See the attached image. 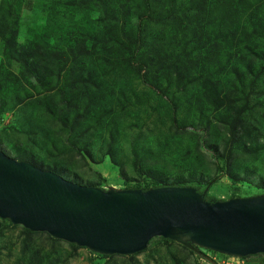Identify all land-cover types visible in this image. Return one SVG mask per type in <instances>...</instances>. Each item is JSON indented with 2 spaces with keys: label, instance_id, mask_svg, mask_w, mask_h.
I'll list each match as a JSON object with an SVG mask.
<instances>
[{
  "label": "rangeland",
  "instance_id": "374dc122",
  "mask_svg": "<svg viewBox=\"0 0 264 264\" xmlns=\"http://www.w3.org/2000/svg\"><path fill=\"white\" fill-rule=\"evenodd\" d=\"M26 1L22 15L30 25L47 24L53 42L60 33L99 25L98 12L85 15L57 0L40 6ZM190 4L176 0L172 17H180V9ZM256 12L264 18V6ZM195 28L205 34L202 26ZM260 33L253 38L255 53L248 55L245 42L235 46L229 58L223 53L225 67L216 75V64H203L192 49L207 39L194 36L185 50L192 49L191 74L176 77L166 64L175 57L173 51L183 47L181 34L172 18L152 21L145 25L143 49L149 57L158 49L162 66L139 69L126 60L117 66V59L109 65L95 53L91 60L85 57L82 66L79 61L80 69L67 70L60 78L45 75L34 86L24 84V78L12 83L1 77L2 66L18 72L19 63H3L0 48V150L18 160L31 157L42 167L34 165L81 185L100 182L104 189L132 188L154 177L167 182L198 179L204 187L218 177L207 187L208 196L217 200L264 193V31ZM31 39L25 30L17 36L23 45ZM70 82L75 83L62 97L45 92ZM215 88L224 99L218 107L205 97ZM66 100L70 108L60 114ZM241 108L242 137L234 140L231 121ZM22 241L21 226L4 225L0 219V264H264V253L238 258L203 250L183 257L176 243L160 237L152 238L138 255L108 257L45 234L35 235L24 253Z\"/></svg>",
  "mask_w": 264,
  "mask_h": 264
},
{
  "label": "water",
  "instance_id": "95a60500",
  "mask_svg": "<svg viewBox=\"0 0 264 264\" xmlns=\"http://www.w3.org/2000/svg\"><path fill=\"white\" fill-rule=\"evenodd\" d=\"M0 218L102 254H133L158 236L197 253H264V193L213 200L193 186L104 189L1 150Z\"/></svg>",
  "mask_w": 264,
  "mask_h": 264
},
{
  "label": "trees",
  "instance_id": "16d2710c",
  "mask_svg": "<svg viewBox=\"0 0 264 264\" xmlns=\"http://www.w3.org/2000/svg\"><path fill=\"white\" fill-rule=\"evenodd\" d=\"M44 1L33 0L39 6ZM138 1L140 2H135L136 5H134V0H116L115 5L113 0H57V3L64 8L81 11L85 15L98 12L101 14V17L96 21L99 25L95 27L92 25V27L89 26L83 30L77 29L66 35L60 33L58 40L53 42L51 32L45 26L47 24L30 25L31 21L27 22L26 17L22 15V8L25 6L26 0H0V48L1 55L4 57L3 63L8 65L13 61L19 63L18 72L5 69V67L2 68V66L1 69L3 70H0L1 77L10 80L12 83H18L24 78V84L28 83L34 86L45 75L51 76V74H55L60 78L63 72L67 70L74 71L80 69L78 67L79 61L82 66L86 62L85 57L88 56L87 59L91 60L95 53L101 55L100 59L105 64L111 65L114 59H117L116 63L119 66L126 60L128 63H137L139 69L147 67L149 70H154V65L162 66L163 62L156 57L159 53L158 49L152 51V57H149V54L147 56L146 51L143 49L146 38L144 34L145 25L152 21H157L158 23L166 22L168 18H172L176 23L181 34V41L184 43L180 51L176 53L173 51L175 57L172 58L170 63L166 64L170 69V74L175 72L176 77L183 76L182 72L191 74L189 70L193 66L189 65L192 60L190 56L192 49H196L197 59L200 57L203 64H216L217 69L215 68L214 70L216 75L220 74L225 67L221 62L223 53L229 58L232 49L235 46H239L242 42H245L248 55L255 53L256 47L253 38L260 36V32L264 31V18L256 12L257 9L264 6V0H209V2L207 0H190L191 4L187 9H180V17H172V14L176 12V0ZM192 10L195 12L194 17L190 14ZM130 17L133 18V28L128 26L131 21ZM248 25H251V28ZM197 26H202L205 34H203V31L198 33L195 28ZM23 30L32 37L31 42L26 45L17 42V36ZM194 36L205 37L207 40L204 42L198 41L191 51H185L191 44ZM121 37H124L125 40H120L122 39ZM207 77L210 78L211 75ZM216 82L218 83V80L214 81L213 84L215 85ZM74 83H60L59 85L51 86L52 88L45 89V92L50 94V92L56 91L58 96L62 97L68 93L67 90ZM215 90L216 88L214 90L210 89L205 94V97L208 98L210 103L218 107L223 103L224 99L219 94L220 90ZM51 97L52 95L49 96V98ZM65 104L66 106L60 110V114H66L69 110V100H66ZM73 106L75 107V105ZM241 110L242 108L234 114L231 121L233 128L231 136L234 140L237 137H242L244 123L240 117ZM20 158L40 166L31 157ZM217 179L218 177H215L207 182L204 187H201V181L198 179H181L167 182L154 177L150 180V183L137 184L132 186V188L145 190L167 185L193 186L200 193H204L205 199L214 200L215 198L208 196L207 187L216 182ZM192 180L197 181V184H187ZM89 185L103 188L100 182ZM2 222L4 225L11 227L19 226L18 224H12L8 219H2ZM20 226L23 235L22 242L24 243L22 251L24 253L28 251V244L32 242L34 236L37 234H45L47 238L52 240H61L52 237L46 232L31 231L22 225ZM158 237L166 243H176L181 248L184 254L183 257L187 253H195V251L174 240L161 236ZM68 244L72 248L79 247L74 243L69 242ZM199 249L201 251L206 250L215 255L229 256L210 249L200 247ZM144 250L129 254V256L138 255ZM91 252L101 257L112 255Z\"/></svg>",
  "mask_w": 264,
  "mask_h": 264
}]
</instances>
